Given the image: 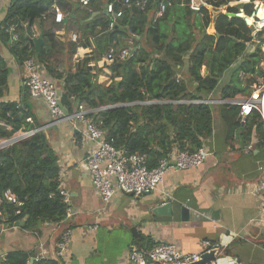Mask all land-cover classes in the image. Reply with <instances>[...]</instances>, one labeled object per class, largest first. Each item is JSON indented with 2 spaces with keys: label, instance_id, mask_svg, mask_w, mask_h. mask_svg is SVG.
I'll return each mask as SVG.
<instances>
[{
  "label": "trees",
  "instance_id": "16d2710c",
  "mask_svg": "<svg viewBox=\"0 0 264 264\" xmlns=\"http://www.w3.org/2000/svg\"><path fill=\"white\" fill-rule=\"evenodd\" d=\"M106 1L91 0L90 7L82 9L78 0H67L62 4L65 11H70L67 22L58 25L52 20H42L53 0H13L5 21L0 25L1 42L20 67L27 59L34 58L49 78L62 82L61 104L67 114L73 113L80 105L91 110L112 106L93 113L94 122L118 148L130 154L146 155L150 169L157 167L176 149L194 153L204 147L205 140L213 135L216 110L226 118L230 139L235 131L242 129L247 141L255 131L259 140L264 142V123L257 113L242 123L237 107L173 104L175 101L208 100L219 89L223 100L232 99L238 94L248 93L249 86L255 83L252 75H264L260 68L263 32L248 26L244 19L229 18L224 14V11L239 13V7L230 4L244 0H208L210 8L202 7L198 11L191 9V0H167L168 10L158 20L155 19L157 7L153 2L144 9L136 5L124 8L119 3L117 8H123L124 16L113 31L109 29V20L104 14ZM255 1L258 0H248L243 4V10L249 17L255 13ZM259 1L264 3V0ZM76 4L79 7L73 13ZM213 12H219L215 21ZM81 15L86 18L83 25L79 23L78 40L73 42L70 36L66 44L58 41L56 31H71L69 20ZM171 15L178 17L173 20L175 24L170 23ZM36 24L44 32V45L39 53H36L32 39ZM165 25L171 30L167 35L163 34ZM182 26L187 27V31L182 33L183 39H174L176 28ZM11 27L15 28L12 32L17 35L16 39L12 37ZM212 28L215 32L209 34ZM88 32L95 42H91ZM83 34L85 38L82 40ZM144 38L150 39L156 47L154 52L159 55L155 60L142 45ZM162 38L165 43H162ZM122 43L133 46L129 49L133 55L124 61L107 64L112 72L108 77L109 86L95 83L99 76L94 74L97 69L91 66V62L99 59V53L101 61ZM257 43L254 53L248 52V45ZM94 45L96 57L86 55L74 66L69 62L67 69L70 70L66 72L64 47L71 48L69 61H73L78 48L88 49ZM57 54L63 57L62 61L55 57ZM61 63L65 72L59 69ZM204 67L206 72L203 74ZM181 69L186 73L183 72V79H178ZM227 73L228 80L221 84ZM242 74L247 75L246 82L241 80ZM8 76L7 63L0 56V141L42 127L35 123L27 107L3 101ZM29 118L33 123L27 122ZM60 189L59 156L44 131L0 150V199L11 191L24 203L19 215H15V206L8 207L7 227L13 228L24 222L22 230L32 234L45 225L66 223L67 230L72 229L73 226L67 224L68 206ZM31 259L28 252L13 251L1 264H29ZM60 263L61 260L59 263L55 260L34 262Z\"/></svg>",
  "mask_w": 264,
  "mask_h": 264
},
{
  "label": "crops",
  "instance_id": "0c3cea01",
  "mask_svg": "<svg viewBox=\"0 0 264 264\" xmlns=\"http://www.w3.org/2000/svg\"><path fill=\"white\" fill-rule=\"evenodd\" d=\"M12 1L0 0V25ZM210 30L209 34H213ZM42 32L36 24L32 39ZM0 56L9 71L3 101L24 105L35 123L47 126L53 118L46 103L27 91L24 71L1 38ZM205 72L204 67L202 73ZM209 100H222L220 89ZM226 124L225 116L216 110L213 135L204 143L212 154L201 168L169 169L154 193L140 198L117 193L109 205L97 194L84 161L94 145L85 142L72 123H59L44 130L59 156L61 188L70 195L73 217L67 224L73 228L69 229L66 264H130L131 248L148 250L160 243L175 244L184 253H201L204 241L220 248L214 264H264V223L258 221L261 202L250 193L264 175L259 171L264 165V142L250 143L242 129L230 139ZM253 133V139L258 140ZM250 145L254 147L252 152L247 149ZM165 203L173 204V216H155L153 209ZM182 208L188 210L187 219ZM21 227L19 224L9 228L1 235L0 264L13 251L28 252L33 259L43 254L45 260L59 263L56 246L68 229L66 223L41 226L34 234Z\"/></svg>",
  "mask_w": 264,
  "mask_h": 264
},
{
  "label": "built area",
  "instance_id": "2783aa9c",
  "mask_svg": "<svg viewBox=\"0 0 264 264\" xmlns=\"http://www.w3.org/2000/svg\"><path fill=\"white\" fill-rule=\"evenodd\" d=\"M67 0H53V5L49 11L42 15V20H52L55 24L63 25L67 22L69 10L65 11L62 4ZM74 1V0H71ZM82 8H89L91 0H78ZM208 0H200L203 7L207 5ZM149 2H153L157 7L155 19L158 20L166 14L169 4L167 0H107L104 8V14L109 20V29L115 30L118 21L124 16L123 8L118 9L117 4L121 3L124 8H132L134 5L144 9ZM243 2V1H242ZM233 3V2H232ZM196 0H191V6L194 10H200L201 7L195 5ZM255 7L261 8L264 5L262 1H255ZM91 11V10H90ZM258 16V15H257ZM254 26L260 18H256ZM263 28V27H258ZM11 28V32L14 31ZM16 39L17 35H13ZM71 40H78L77 33H72ZM132 56L129 50H123L121 58L123 60ZM113 55L107 56V60H112ZM261 65V64H260ZM24 71V85L27 91L34 97L43 100L53 118L52 122L45 127L37 128L29 132L22 133L23 140L34 136L36 133L46 130L52 125L59 123H72L81 134L85 142H90L94 146L89 150L85 158V164L91 175V179L97 194L105 205H109L113 197L117 193L130 195L136 198L149 195L158 190L163 183L165 175L169 169L176 168L178 170H191L201 168L211 156V152L207 147L200 148L197 152L174 150L168 157L162 159L158 166L150 169L148 167L147 156L144 154H130L123 148L115 146L113 139L108 140L106 132L99 128L92 117L93 113L107 110L87 109L80 105L73 113L67 114L61 104V92L57 81L49 78L45 69L41 67L34 58L24 61L22 67ZM264 72V68L260 67ZM255 83L249 86L246 94H238L236 97L228 100H204V101H179L178 104H194V105H218L231 106L239 108V117L242 123L253 113L260 115L264 123V75H252ZM247 75L242 74L241 80L246 82ZM174 103V102H173ZM29 123L33 120L29 118ZM79 126L81 130L79 131ZM5 141H2V143ZM1 144V143H0ZM248 152L254 150L250 145ZM259 171L264 174V165L259 167ZM64 203L68 206L67 218L73 217L69 207L70 195L68 192L60 189ZM250 193L260 200V211L258 221L264 223V175L259 183L250 188ZM9 206H15V215H19L24 203L21 202L11 191L4 194V198L0 199V237L9 229L7 222L9 219L6 213ZM70 230H68L61 238L56 246L57 258L62 261L60 264H66V251L69 244ZM203 252L201 253H184L178 249L175 244L160 243L151 249H139L133 247L128 252V262L130 264H194L202 260V256L211 251H217L218 256L220 248L210 241L203 242ZM45 260L42 254L35 258V261ZM215 263V262H214ZM212 263V264H214ZM30 264V263H29Z\"/></svg>",
  "mask_w": 264,
  "mask_h": 264
},
{
  "label": "rangeland",
  "instance_id": "374dc122",
  "mask_svg": "<svg viewBox=\"0 0 264 264\" xmlns=\"http://www.w3.org/2000/svg\"><path fill=\"white\" fill-rule=\"evenodd\" d=\"M244 3H248V0H244L243 2H238V3H231L230 5L232 6V7H239V9H240V11L241 10H243V4ZM79 7V5L78 4H76V6H74V12L73 13H75V11H76V9ZM210 8V7H209ZM225 8L226 7H224L223 8V10H225ZM256 8V7H255ZM254 8V9H255ZM83 9V8H82ZM191 9L192 10H194L193 8H192V6H191ZM194 11H197V10H194ZM224 12H226V11H224ZM86 17H84V15H81L79 18L77 17L76 19H70L69 20V29L71 30V31H63V29L61 30V31H56V36L58 37V41H61L62 43H67L69 40H70V36L72 35V33H77V34H79V32H80V28H79V23L80 24H84V21H83V19H85ZM178 17H174V16H170V18H169V20H170V23H174L175 24V22L173 21V20H175V19H177ZM260 18L261 19H263L264 20V16H261L260 15ZM80 19H82V20H80ZM261 21V20H260ZM259 22V21H258ZM263 22V21H262ZM259 25H261V23H259ZM252 27H254V29L256 30V31H262L263 32V36H264V27L263 28H258V27H261V26H258V25H256V27L255 26H252ZM170 28L167 26V25H165L164 26V29H163V34L165 35H167L168 33H170ZM183 31H187V27L186 26H182V27H177L176 28V33H175V36H174V39H177V38H179V40H182L183 38H182V33H183ZM186 33H188V32H186ZM196 33H197V31H196ZM71 34V35H70ZM88 36L90 37V39H91V42H95V39L94 38H91L92 37V34H90L89 32H88ZM85 38V35L83 34L82 35V40ZM166 42V40L165 39H163L162 38V43H165ZM142 45L146 48L145 50H146V52H147V54L149 55V56H152V60H155L157 57H158V55H159V53H155L154 51H155V49L154 48H156L155 46H154V44L151 42V40L150 39H148V38H144L143 40H142ZM257 45H258V43L256 44V45H248V52H250V53H254V50H255V48L257 47ZM132 47L133 46H129L128 45V43L127 44H125V43H122L121 45H119L116 49H113L112 51H110L109 53L110 54H112L113 55V59L110 61V60H107V56L108 55H110L109 53H108V55L106 56V55H104V56H106V57H104L101 61H99V59L101 58V55H100V53H99V59L98 60H95V61H93V62H91V66L92 67H96V71H94V74H97L99 77L98 78H96L95 80H94V82L95 83H99V84H104V85H110V80H109V76L110 75H112V72L110 71V68L107 66V64L108 63H113L114 61H117L118 60V62L119 61H124L122 58H121V55H122V51L123 50H129V49H132ZM136 49H134V51H135ZM130 51V50H129ZM133 51V52H134ZM72 52V50H71V48L69 47H64V55H66L65 56V67H66V72L67 71H69L70 69H67V67H68V64H69V62H73L72 63V65L74 66V65H76V63H77V61L79 60V59H83L86 55H89V54H92L93 55V57H96L97 56V51H96V45H94L93 46V48H88V49H84L83 47H80V48H78V51H77V55L73 58V61H69L70 60V53ZM98 52H99V50H98ZM59 61H62L63 59V57L61 58V56H59V54H57L56 56H55ZM262 59H263V63H261V65H262V67H264V45L262 46ZM153 65V62L150 64V67ZM261 65H260V67H261ZM60 70H61V72H65V69H64V67L62 66V63H61V66H60V68H59ZM202 71H203V69H202ZM186 73V70L185 69H181V71H179L178 72V75H177V78L178 79H183L184 78V73ZM229 73V72H228ZM228 73L226 74V77L225 78H223V80H222V83L221 84H223V82L224 81H227L228 80ZM97 80V81H96ZM189 80V77H187L186 78V81H188ZM61 84H62V82H60V81H58V86H59V88H60V90L62 91V87H61ZM190 89H191V87H189ZM175 102H179V101H175ZM173 103L174 105H178V103ZM148 104H156V103H148ZM126 106V105H125ZM118 107H120V105H118ZM105 109H110V108H113L112 106H109V107H104ZM215 112V111H214ZM23 133V132H22ZM253 134L254 133H252L251 134V138H250V140H249V142L250 143H253V144H255V145H257V144H259L260 143V140L258 139V140H254L253 139ZM17 135H21V132L19 133V134H17ZM16 135V136H17ZM255 137L257 136V135H254ZM0 143H2V141H0Z\"/></svg>",
  "mask_w": 264,
  "mask_h": 264
},
{
  "label": "water",
  "instance_id": "95a60500",
  "mask_svg": "<svg viewBox=\"0 0 264 264\" xmlns=\"http://www.w3.org/2000/svg\"><path fill=\"white\" fill-rule=\"evenodd\" d=\"M196 6L198 7H203V4L200 2V0H196ZM214 14V21L217 17V15L219 14V12L215 13L213 12ZM225 15H227L229 18H234V17H237V18H241V19H244L246 24L248 26H253V23L255 21V18H258L257 16V11L253 14V16L249 17L245 14L244 10H241L239 13L237 14H233V13H228V12H224ZM212 33L215 32L214 28H212L210 30ZM34 42V47H35V51L36 53H39L41 50H42V47L44 45V32L41 33V35L38 37V38H35L33 40ZM133 55V53H132ZM128 106V105H127ZM120 107H124V106H120ZM23 108H24V105H23ZM23 138L21 136H15L13 137L12 139L10 140H7L3 143L0 144V150L3 149V148H6L10 145H13L19 141H22ZM173 209H174V206L172 203H165L163 205H160V206H157L153 209V213L155 216H160V217H172L173 216ZM182 215L183 216H187V217H184L185 219L188 218V210L185 209V208H182ZM19 224H17L16 226H18ZM20 225H24V222L20 223ZM216 253L217 251H211L210 253H206L202 256V260L200 262H197V263H194V264H212L214 262L217 261V256H216ZM35 262V259H31L30 260V264H34Z\"/></svg>",
  "mask_w": 264,
  "mask_h": 264
},
{
  "label": "bare ground",
  "instance_id": "6f19581e",
  "mask_svg": "<svg viewBox=\"0 0 264 264\" xmlns=\"http://www.w3.org/2000/svg\"><path fill=\"white\" fill-rule=\"evenodd\" d=\"M258 17L260 18L261 16H264V6H261V8H258V12H257ZM263 22H260L261 25L264 24V20H262ZM257 25L259 26V23L257 22Z\"/></svg>",
  "mask_w": 264,
  "mask_h": 264
},
{
  "label": "clouds",
  "instance_id": "9594fccd",
  "mask_svg": "<svg viewBox=\"0 0 264 264\" xmlns=\"http://www.w3.org/2000/svg\"><path fill=\"white\" fill-rule=\"evenodd\" d=\"M258 12V9L257 8H255V12ZM257 19L255 18V21H256ZM255 21H254V23H253V26H254V24H255ZM158 104V103H157Z\"/></svg>",
  "mask_w": 264,
  "mask_h": 264
}]
</instances>
